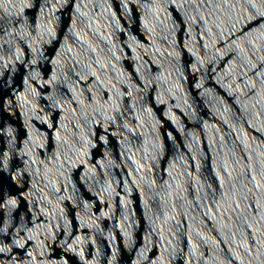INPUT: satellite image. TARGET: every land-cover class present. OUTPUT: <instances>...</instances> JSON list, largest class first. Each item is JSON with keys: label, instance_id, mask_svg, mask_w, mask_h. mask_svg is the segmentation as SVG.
I'll return each mask as SVG.
<instances>
[{"label": "water", "instance_id": "obj_1", "mask_svg": "<svg viewBox=\"0 0 264 264\" xmlns=\"http://www.w3.org/2000/svg\"><path fill=\"white\" fill-rule=\"evenodd\" d=\"M0 264H264V0H0Z\"/></svg>", "mask_w": 264, "mask_h": 264}]
</instances>
